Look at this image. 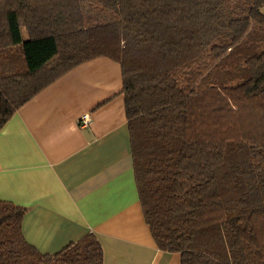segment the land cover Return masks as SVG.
<instances>
[{"label": "trees", "instance_id": "16d2710c", "mask_svg": "<svg viewBox=\"0 0 264 264\" xmlns=\"http://www.w3.org/2000/svg\"><path fill=\"white\" fill-rule=\"evenodd\" d=\"M264 0H0V129L75 66L120 64L134 178L181 264H264ZM0 200V264H103L87 233L55 253Z\"/></svg>", "mask_w": 264, "mask_h": 264}, {"label": "crops", "instance_id": "0c3cea01", "mask_svg": "<svg viewBox=\"0 0 264 264\" xmlns=\"http://www.w3.org/2000/svg\"><path fill=\"white\" fill-rule=\"evenodd\" d=\"M121 89L120 64L97 57L22 104L0 129V200L26 207L22 234L41 253L92 233L103 264H181L144 220Z\"/></svg>", "mask_w": 264, "mask_h": 264}, {"label": "built area", "instance_id": "2783aa9c", "mask_svg": "<svg viewBox=\"0 0 264 264\" xmlns=\"http://www.w3.org/2000/svg\"><path fill=\"white\" fill-rule=\"evenodd\" d=\"M90 121L89 114H83L79 118V124L85 126Z\"/></svg>", "mask_w": 264, "mask_h": 264}, {"label": "rangeland", "instance_id": "374dc122", "mask_svg": "<svg viewBox=\"0 0 264 264\" xmlns=\"http://www.w3.org/2000/svg\"><path fill=\"white\" fill-rule=\"evenodd\" d=\"M261 12L264 14V10L263 11L261 10Z\"/></svg>", "mask_w": 264, "mask_h": 264}]
</instances>
